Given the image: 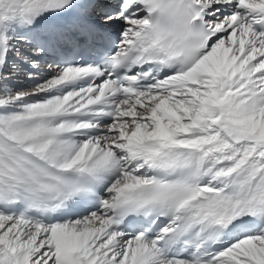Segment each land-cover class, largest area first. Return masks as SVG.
<instances>
[{"label":"snow or ice","instance_id":"snow-or-ice-1","mask_svg":"<svg viewBox=\"0 0 264 264\" xmlns=\"http://www.w3.org/2000/svg\"><path fill=\"white\" fill-rule=\"evenodd\" d=\"M0 264H264V0H0Z\"/></svg>","mask_w":264,"mask_h":264},{"label":"bare ground","instance_id":"bare-ground-1","mask_svg":"<svg viewBox=\"0 0 264 264\" xmlns=\"http://www.w3.org/2000/svg\"><path fill=\"white\" fill-rule=\"evenodd\" d=\"M48 62H50V61L46 60L41 66V72L44 75H49L50 74L49 69L47 67Z\"/></svg>","mask_w":264,"mask_h":264},{"label":"rangeland","instance_id":"rangeland-1","mask_svg":"<svg viewBox=\"0 0 264 264\" xmlns=\"http://www.w3.org/2000/svg\"><path fill=\"white\" fill-rule=\"evenodd\" d=\"M28 86H31L30 83L28 84Z\"/></svg>","mask_w":264,"mask_h":264}]
</instances>
